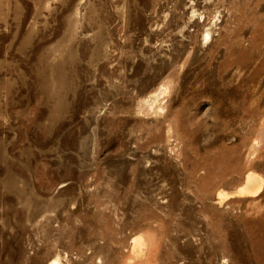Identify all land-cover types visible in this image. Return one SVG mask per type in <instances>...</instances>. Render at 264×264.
I'll return each mask as SVG.
<instances>
[{
    "label": "rangeland",
    "instance_id": "1",
    "mask_svg": "<svg viewBox=\"0 0 264 264\" xmlns=\"http://www.w3.org/2000/svg\"><path fill=\"white\" fill-rule=\"evenodd\" d=\"M261 133L264 0H0V264H264Z\"/></svg>",
    "mask_w": 264,
    "mask_h": 264
},
{
    "label": "bare ground",
    "instance_id": "2",
    "mask_svg": "<svg viewBox=\"0 0 264 264\" xmlns=\"http://www.w3.org/2000/svg\"><path fill=\"white\" fill-rule=\"evenodd\" d=\"M208 36H210V35H208ZM160 89V88H159ZM167 90H168V87H166V86H161V89L159 90V91H156V92H154L151 96H150V100L148 101V102H150V101H152L151 102V106H154L155 104L157 105V103L159 102V100H160V96L161 95H164L165 93H167ZM159 108H160V106H158ZM261 136H264V134L263 133H261ZM259 141H256L255 142V144L253 145V147H252V153L253 154H256V152H257V149H258V147H259ZM258 175L257 174H255V173H252V172H250L248 175H247V181L248 182H250V183H252V184H255L257 181H258ZM252 186V185H251ZM251 186L249 185L247 188H245V189H242V190H240V194H242V195H245V194H252V193H254L253 191H252V188H251ZM258 189H259V187H258ZM221 198L222 197H227V194H220L219 195ZM229 196V195H228ZM137 240V241H136ZM147 239H145L144 237H142V236H139L138 238H136L135 239V243H138L137 245H138V247H136V254L139 256V258H141L142 259V261H141V263L140 264H146V262H147V259H146V254H147V252H148V249H149V247H148V243H147V241H146ZM136 245V244H135ZM137 256V257H138Z\"/></svg>",
    "mask_w": 264,
    "mask_h": 264
}]
</instances>
